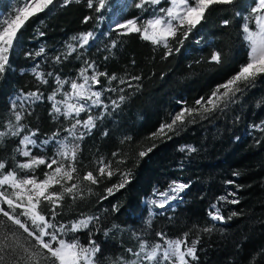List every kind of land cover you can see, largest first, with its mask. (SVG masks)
Segmentation results:
<instances>
[{
    "label": "trees",
    "instance_id": "16d2710c",
    "mask_svg": "<svg viewBox=\"0 0 264 264\" xmlns=\"http://www.w3.org/2000/svg\"><path fill=\"white\" fill-rule=\"evenodd\" d=\"M15 2L18 0H0V18ZM132 3L133 0H107L106 7L96 12V5L89 8L88 0H70L67 4L54 0L48 9L27 21L9 52L5 71L0 73V128L9 120L15 122L9 103L13 92L39 90L47 97L55 88L54 76H47L45 84L23 70L41 48L44 52L37 59L44 64L46 74L75 78L83 60H90L96 62L99 71L109 75L141 77L139 81H130L131 88L127 83L112 82V87L124 88L127 99L113 109L110 101L117 99L118 93L106 92L102 99L109 104L107 113L80 141L81 174L92 170L101 157L112 160V153L119 152L125 159L120 170L130 172L128 183L107 199H101L106 195V187L120 182L116 175L94 186L93 194L84 200L73 203L67 199L61 219L67 223L80 214L99 216L102 230L93 238L101 246L102 256L117 255L130 247L135 249L138 241L134 232L157 240L158 231L175 238L192 230L190 239L200 240L198 260L192 264H264V132L253 128L264 122V76L258 77L227 107L152 138L182 107H194L197 99L207 98L246 62L248 48L242 25L255 0L211 5L182 44L170 42L173 51L167 58L162 47L143 40L138 33L122 34L123 30L112 25L114 18L145 19L151 14L148 7L140 11ZM167 6L168 0L154 5ZM86 16L91 17L87 22ZM225 19L230 21L228 25L222 23ZM88 31L95 34L89 45L78 48L60 63L55 62L56 56L67 51L68 43H76L71 41L73 36ZM213 51L221 53L219 63L210 62ZM101 81L105 87L109 86L105 78ZM102 111L97 108L96 115ZM23 115L26 130L39 129L40 136L69 125L62 116L53 119L46 100L35 103ZM127 137L131 139L126 140ZM19 139L6 138L0 143V160L8 161L9 167L15 164L13 156L16 160L24 159L14 151ZM188 146L195 151H189ZM149 148L152 150L147 151ZM140 151L146 155L140 157ZM43 170L39 169L38 174ZM175 179L189 185L183 200L154 214L151 225L145 224L143 219L149 211L143 199L155 187L164 189ZM228 181L233 182L231 186L239 203L222 206L224 221L212 220L208 216L210 205L226 190ZM232 212L240 215L227 219ZM194 225L213 230L198 231ZM104 229L112 231L105 235ZM79 235L82 242L87 241L86 232Z\"/></svg>",
    "mask_w": 264,
    "mask_h": 264
},
{
    "label": "snow or ice",
    "instance_id": "6c2138e0",
    "mask_svg": "<svg viewBox=\"0 0 264 264\" xmlns=\"http://www.w3.org/2000/svg\"><path fill=\"white\" fill-rule=\"evenodd\" d=\"M69 2L70 0H64L65 4ZM18 3L21 6L14 14L6 19H0V73L5 71L9 63V52L13 49L20 30L32 17L48 9L54 0H18ZM106 3L107 0H88V7L93 8L95 4V11L100 12L106 7ZM160 3L161 0H139L135 6L142 9L145 4ZM232 3L234 0H168V7L159 8L151 18L143 21L139 17L127 19L123 23H116L115 29L123 30L122 34H140L143 40L150 41L156 47H162L165 50L164 58H167L173 51L170 42L176 40L182 44L204 19L205 12L211 5ZM90 19L91 17L86 16L84 21ZM244 21L243 39L248 48L246 62L235 75L223 84L217 85L207 98L197 99L194 107H182L171 117L170 123L162 124L157 132L152 134V138L164 134L165 130L173 131L187 122H195L196 117L205 118L207 114L227 107L258 77L264 76V0H255V6L251 7ZM222 23L228 25L230 21L225 19ZM94 38L95 34L91 31L73 36L71 41L76 43H68L67 51L62 56H56L55 62L60 63L62 58L67 59L72 53L77 52L78 48H85ZM115 45L116 41H113L112 46ZM43 52L44 49L41 48L37 55ZM77 58L82 59L79 56ZM220 60L221 53L213 51L210 62L219 63ZM33 72L40 82L45 84L48 83L45 76H54L56 86L47 97L52 102L51 114L53 119L62 116L68 120L69 127L58 129L38 142L39 129H29L25 132L28 126L22 123L23 101L34 103L41 99L42 94L39 90L24 94L19 98L22 101L19 106L13 102L15 122L9 120L0 128V143L6 138L19 137V143L14 151L24 159L16 160L13 156L15 164L11 167L8 161L0 160V264H192L198 260L197 245L200 240L199 237L190 239L192 230L183 232L175 238H170L166 232L158 231L155 236L159 239L155 241L134 232L133 237L138 241L135 249L130 247L117 255L102 256L101 246L93 238L102 230L99 227V216L80 214L67 223L61 219L67 199H71L73 203L84 200L93 194L94 186L116 175H119L120 182L106 187L104 189L106 195L101 199H107V196L119 191L128 183L130 172L120 170L119 166L125 163V159L119 152L112 153V160L101 157L95 162L96 166L92 170H84L81 174L82 170L78 167L80 141L83 140L85 132L90 133L96 127V121L107 113L109 104L102 99L106 92L118 93V98L110 101L113 109L118 108L127 99L123 94L124 88L112 87V82L118 81L121 85L127 83L131 88L133 85L130 81H139L141 77L120 78L115 73L109 75L107 72L99 71L96 62L90 60H83L73 79H61L58 74H45L36 68ZM101 78L106 79L108 87L102 84ZM65 85H68L67 90ZM57 96L60 99H57ZM17 107L20 110H16ZM94 108H102L103 111L99 116H95L92 114ZM82 113L86 115L85 119L80 118ZM81 128L85 131H81ZM253 128L264 132V122L253 125ZM61 131L66 135L61 137ZM50 143L56 144L51 156L46 153L34 154L33 148L41 150ZM151 150L149 148L147 151ZM188 150L195 151L191 146H188ZM138 155L143 157L146 152L140 151ZM42 167L44 170L38 174ZM188 187V184L174 181L167 191L156 193L159 199L152 200L151 203L163 209ZM230 195L235 196V193ZM218 199L228 201L227 196ZM228 202L239 203L238 199ZM237 215L240 213L232 212L227 219L230 220ZM208 216L216 221L226 219L216 203L210 205ZM147 223L151 225V220L149 219ZM193 227L203 232L213 230L209 227L202 229L195 225ZM103 231L108 235L112 229ZM81 232L87 233L86 242H82L79 235Z\"/></svg>",
    "mask_w": 264,
    "mask_h": 264
},
{
    "label": "rangeland",
    "instance_id": "374dc122",
    "mask_svg": "<svg viewBox=\"0 0 264 264\" xmlns=\"http://www.w3.org/2000/svg\"><path fill=\"white\" fill-rule=\"evenodd\" d=\"M137 3H139V0H133L132 6H133L134 8H137V7L135 6ZM20 6H21V5H20L18 2H15V3L13 4V6H12L8 11L2 13L0 19H6V18H8V17L11 16L12 14H14L15 10H16L18 7H20ZM144 7H148V8H149V11H150L151 14H150L149 16H147L145 19H140L141 21L151 18V16L153 15L154 12H158V11H159V8H155L154 5L145 4ZM144 7H143V8H144ZM167 7H168V6H167ZM143 8H142V9H143ZM164 8H166V7H164ZM138 9H139V8H138ZM142 9L140 8V11H141ZM246 16H247V15H246ZM246 16H245V17H246ZM132 18H134V17H125V18H123V19L114 18L112 25L115 26V24L118 23V22H119V23H123L125 20H127V19H132ZM244 22H245V21H244ZM88 32H89V31H88ZM83 33H84V32H83ZM39 56H40V55H37L34 59H32V60L30 61L29 65H28L25 69H23V70H27V71H29V72H30L32 75H34V77H36L38 80H39V78L36 76L35 72H33V69L36 68L37 71L42 72V73H45V71H46V69H45V67H44V64H43V63H40V62L38 61V59H37ZM43 62H44V61H43ZM37 66H38V67H37ZM45 74H46V73H45ZM45 78L47 79L48 77L45 76ZM61 79H73V78H61ZM39 81H40V80H39ZM55 86H56V85H55ZM64 87H65V90H67L68 85H65ZM97 88H99V87L97 86ZM35 91H37V90H30V91L16 90L15 92H13L12 95L9 97V103H10V105H11V108H12V104H13V102H16V104L19 106V104L22 102L19 98L22 97L24 94L29 93V92H35ZM39 92H40V91H39ZM40 93H41V92H40ZM41 94H42V93H41ZM50 94H51V93H49V95H50ZM49 95H48V96H49ZM48 96H47V97H48ZM47 97H44V95L42 94V95H41V99L36 100L34 103H31V102H28V101H23V103H24V110H23V112H29V111L31 110L32 106H33L35 103L40 102V101H43V100H46V101L50 104V112H51V103H52V102L49 101V100L47 99ZM57 99H60V97L57 96ZM96 109H97V108H94V109H93V113H92V114L95 115V116H97V115H96ZM12 110H13V109H12ZM16 110H20L19 107H17ZM82 116H83V118H82ZM60 117H61V116H60ZM80 118H81V119H85V118H86V115L82 113ZM68 127H69V125H68L67 127H65V129L68 128ZM80 130H81V131H85V130L82 129V128H81ZM27 131H28V130H25V132H27ZM85 133H86V132H85ZM22 134H23V133H22ZM51 134H52V133H51ZM51 134H48V135H45V136H40V135H38V142H39V141H43L44 139H46V138H47L48 136H50ZM64 135H66V133L63 132V131H61V137L64 136ZM30 147H31V146H30ZM55 148H56V144H55V143H50L49 145L44 146L41 150H37V149L33 148V152H34V154H37V155H40V154H43V153L48 154L49 152H52V153H53V152L55 151ZM50 156H51V155H50ZM174 181H175V182H178V183H184V184H187V183H186L184 180H182V179H175V180H172V181L168 184V186H167L166 188H164V189H161L159 186L155 187V188L153 189V191L151 192V194L148 195V196H146V197L143 199V204L148 208V211H149V215L146 216V217H144V219H143L145 224H147V221H148V220H149L154 214L163 211V210L166 209L167 207L174 206L176 203H178V202H180V201L183 200V194H184V192L186 191V189H185L183 192H181V193L179 194V197H178L177 199L170 201L169 204L166 205L163 209H161V208H159V207H157L156 205H154V204L151 203L152 200L159 199V197L156 195V193L167 191L168 188H169V185L172 184ZM231 193H235V191H234L233 187L231 186V184H228V186L226 187V190H225V191H224L219 197H221V196H227V197H228V201H230V200H232V199H237V198H236V197H237V196H236V193H235V196L230 195ZM228 201H221V200L218 199L216 202H214V203L217 204L218 207H220V209H221V214H222V206H224V205L227 206L228 204H231V203H229ZM209 209H210V208H209ZM215 221H216V220H215ZM150 241H155V240H150Z\"/></svg>",
    "mask_w": 264,
    "mask_h": 264
}]
</instances>
